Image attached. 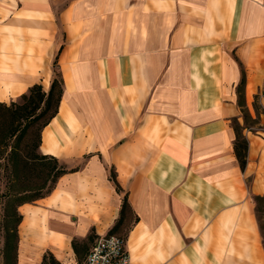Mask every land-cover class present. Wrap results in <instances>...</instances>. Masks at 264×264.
<instances>
[{"label": "crops", "instance_id": "obj_1", "mask_svg": "<svg viewBox=\"0 0 264 264\" xmlns=\"http://www.w3.org/2000/svg\"><path fill=\"white\" fill-rule=\"evenodd\" d=\"M59 29L63 93L39 152L79 168L20 207L17 264H78L72 241L118 216L111 171L136 217L131 264H264L263 0H0L1 102L49 86ZM242 72L258 121L244 170Z\"/></svg>", "mask_w": 264, "mask_h": 264}, {"label": "trees", "instance_id": "obj_2", "mask_svg": "<svg viewBox=\"0 0 264 264\" xmlns=\"http://www.w3.org/2000/svg\"><path fill=\"white\" fill-rule=\"evenodd\" d=\"M63 42L59 45L52 62L53 75L47 90L40 83L29 87L28 92L20 96L19 101L9 103L0 101V177L6 178L5 189L0 192V258L1 264H17L19 245V226L23 216L20 207L23 204L34 203L48 195L55 187L58 179L79 167L67 169L53 155L39 152L42 128L57 114L63 93V79L58 65L59 53ZM245 82L244 72L237 87L238 105L240 106L243 125L233 119L235 132L234 153L242 170L246 166L248 141L243 130L248 123H257L246 107L243 95ZM264 95V86H263ZM110 179L115 191L122 193L118 216L108 235H117V231L126 221L128 215H133L128 202L127 192H123L117 183L113 171ZM256 213L259 228L264 232V196H255ZM134 220L136 217L133 215ZM264 236V234H263ZM92 239L89 234L87 242ZM264 245V241H263ZM72 247L78 257L83 253L79 243L72 241ZM41 264H60L51 253H44Z\"/></svg>", "mask_w": 264, "mask_h": 264}, {"label": "built area", "instance_id": "obj_3", "mask_svg": "<svg viewBox=\"0 0 264 264\" xmlns=\"http://www.w3.org/2000/svg\"><path fill=\"white\" fill-rule=\"evenodd\" d=\"M84 264H131L125 240L107 233L98 235L85 257Z\"/></svg>", "mask_w": 264, "mask_h": 264}, {"label": "rangeland", "instance_id": "obj_4", "mask_svg": "<svg viewBox=\"0 0 264 264\" xmlns=\"http://www.w3.org/2000/svg\"><path fill=\"white\" fill-rule=\"evenodd\" d=\"M62 5H63V4H59L58 7L60 8ZM62 39H63V32L59 29L58 43H60V42L62 41ZM48 87H49V86H48ZM48 87H47L46 82H45V83L43 84V88H44L45 90H47ZM19 100H20V98H18V99L15 100V101H19ZM8 103H9V102H8ZM254 106L257 107L256 102H255ZM248 124H249V125H252V124H254V123H248ZM5 184H6V178H5L4 175H2V176L0 177V192H2V191L5 189ZM121 196H122V193H121ZM34 203H35V202H34ZM20 212H24L22 208H20ZM133 220H134L133 215H132V216H131V215H128L126 221L123 223V225H122V226L120 227V229L117 231V234L120 235V236H122V237H126V238H127V236H128V230H129V228L132 226V224H133ZM262 221H263V223H264V218H263ZM89 234L92 236V239H91L90 241H88V242H87V240L80 241V242L78 241V243H79V249H80V251H82V253H83L82 259H80V260L77 259V260H78V264H84V259H85L86 255H87V253H88V251H89V249H90V247H91V245H92L94 239L97 237V235H95L93 231H90ZM89 234H88V235H89ZM263 234H264V232H263ZM263 241H264V236H263ZM77 258H78V257H77ZM0 264H1V258H0Z\"/></svg>", "mask_w": 264, "mask_h": 264}]
</instances>
